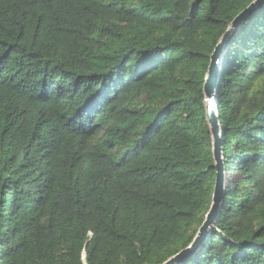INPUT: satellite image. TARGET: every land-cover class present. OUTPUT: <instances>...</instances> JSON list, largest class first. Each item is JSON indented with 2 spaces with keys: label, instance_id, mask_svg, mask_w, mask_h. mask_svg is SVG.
I'll return each mask as SVG.
<instances>
[{
  "label": "trees",
  "instance_id": "obj_1",
  "mask_svg": "<svg viewBox=\"0 0 264 264\" xmlns=\"http://www.w3.org/2000/svg\"><path fill=\"white\" fill-rule=\"evenodd\" d=\"M254 0H0V264H164L216 171L203 84ZM221 209L177 264H264V8L220 60Z\"/></svg>",
  "mask_w": 264,
  "mask_h": 264
},
{
  "label": "water",
  "instance_id": "obj_2",
  "mask_svg": "<svg viewBox=\"0 0 264 264\" xmlns=\"http://www.w3.org/2000/svg\"><path fill=\"white\" fill-rule=\"evenodd\" d=\"M264 8V0H254L244 8L228 25L225 33L210 56L209 66L204 79L203 95L205 102V117L209 126V132L212 138V155L214 169L216 171L215 184L211 195L209 210L205 216L204 222L200 226L192 244L185 250L179 252L174 257L167 260L164 264H177L184 258L190 257L195 247L205 238L209 227L215 222L221 209L224 189V166L220 148L221 128L218 123L217 101H216V82L218 79V68L220 60L230 43L233 36L237 34L240 28L251 19L255 14Z\"/></svg>",
  "mask_w": 264,
  "mask_h": 264
}]
</instances>
